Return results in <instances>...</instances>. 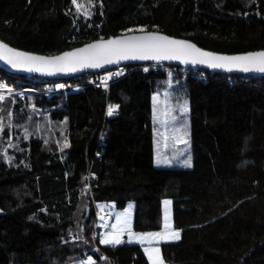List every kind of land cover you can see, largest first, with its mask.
<instances>
[{"label": "trees", "instance_id": "16d2710c", "mask_svg": "<svg viewBox=\"0 0 264 264\" xmlns=\"http://www.w3.org/2000/svg\"><path fill=\"white\" fill-rule=\"evenodd\" d=\"M78 1L89 14L73 0H0V40L50 55L159 31L219 53L264 50V0ZM200 70L211 77H172L190 104L188 169L155 164L153 96L169 86L166 71L138 68L108 90L0 100V264L90 255L96 264H150L100 215L102 202L135 203L134 229L160 234L167 264H264V78ZM27 80L0 68V85ZM165 199L182 234L175 243L161 237Z\"/></svg>", "mask_w": 264, "mask_h": 264}, {"label": "rangeland", "instance_id": "374dc122", "mask_svg": "<svg viewBox=\"0 0 264 264\" xmlns=\"http://www.w3.org/2000/svg\"><path fill=\"white\" fill-rule=\"evenodd\" d=\"M78 11L89 14L90 5L75 2ZM177 83L171 77L169 86L161 88L153 96V119H154V146L155 164L159 168H192L193 159L190 140V104L189 100L178 93ZM186 109V110H185ZM190 158L191 166L185 161ZM168 202V203H165ZM164 222L161 231L164 243H175L181 240V231L176 229L173 219V200L165 199L161 202ZM98 212L102 217L110 214L111 220L108 225L115 231L128 232L129 243L140 245L150 264H167L162 256L161 248L155 245V237L152 231L139 232L135 226V203H129L121 209L114 202H102L97 205ZM179 237H176V233ZM73 264H96L92 255Z\"/></svg>", "mask_w": 264, "mask_h": 264}, {"label": "snow or ice", "instance_id": "6c2138e0", "mask_svg": "<svg viewBox=\"0 0 264 264\" xmlns=\"http://www.w3.org/2000/svg\"><path fill=\"white\" fill-rule=\"evenodd\" d=\"M75 2L76 0H73V3ZM0 49L3 50L0 51V58L6 59L13 67L26 68L28 71H48L49 74H51L53 69L76 71L81 66L99 67L102 63L110 64L121 59H178L187 61L191 58L193 62H205L203 59L198 60V57H206L209 66L214 68L226 66L220 62H240L238 66L243 71L253 70L254 67V70L264 72V52L236 57L215 56L211 53L202 52L190 43L155 34L114 39L106 43H94L75 52L65 53L54 58L28 55L14 50L2 42H0ZM257 58H259L258 63L250 66V63L256 61ZM3 87L5 86L0 85V88ZM9 91L11 90L9 89ZM2 99L3 96H0V100ZM185 164L191 166L190 158L185 161ZM149 235L158 236L160 234L154 233ZM176 237H179L178 232L176 233ZM114 239L116 243L120 242L118 237Z\"/></svg>", "mask_w": 264, "mask_h": 264}, {"label": "water", "instance_id": "95a60500", "mask_svg": "<svg viewBox=\"0 0 264 264\" xmlns=\"http://www.w3.org/2000/svg\"><path fill=\"white\" fill-rule=\"evenodd\" d=\"M149 34H155V35H163L167 36L170 39L178 40V41H183L190 43L194 45L196 48L200 49L202 52H207L211 53L212 55L215 56H224V57H236V56H247L250 54H256V53H261L264 52V50H258V51H249L245 53H238V54H227V53H219L215 51H210L207 49H204L200 46H198L195 42L189 40V39H184V38H178L174 36H170L168 34L159 32V31H140V32H130L118 36H111L110 38L107 39H99L95 40L89 43H86L82 46L75 47L70 50H66L57 54H41V53H36V52H31V51H26L22 50L16 47H13L6 42L0 40L3 44L7 45L8 47L23 52L28 55H34L38 57H44V58H54L61 56L65 53H70V52H75L81 48H85L88 45L94 44V43H106L109 40H114V39H126L128 37H133V36H146ZM0 51H3L0 49ZM199 59L205 60L204 63L200 62H193L191 58H189L187 61L184 60H178V59H161V60H153V59H121L113 63H102L101 66L99 67H78L76 71H68V70H55L53 69L51 71V74L48 73V71H28L26 68L22 67H13L12 64H10L6 59L0 58V68L7 73L11 75H17V76H22V77H27V76H33L45 80H50V81H61V80H71L76 77H81L84 75H96L99 76L101 74H105L107 72H110L114 69L121 68V67H127V66H143V65H155V64H165L169 66H174V67H190V68H198V69H203L207 70L209 72L215 73V74H220V75H226V76H245V77H250V78H264V72L254 70L250 71H243L241 67L238 66L240 62H220L224 63L226 66L225 67H211L209 66V63L207 62L206 57H198ZM259 58H257L256 61L251 62L250 66H253L254 64L258 63ZM231 69V70H229Z\"/></svg>", "mask_w": 264, "mask_h": 264}, {"label": "built area", "instance_id": "2783aa9c", "mask_svg": "<svg viewBox=\"0 0 264 264\" xmlns=\"http://www.w3.org/2000/svg\"><path fill=\"white\" fill-rule=\"evenodd\" d=\"M143 68L146 71L153 69L155 73H159L160 71H166L170 77H193L200 80H207L211 77L210 74H207L204 71H201L198 68H190V67H174L165 64H155V65H143V66H135L134 69H129L128 67H121L114 69L108 73L97 76L96 79H89L87 81L83 80L82 77H76L71 80H61V81H50L45 80L33 76H27V83H30V86L24 88L11 87L7 84H3L5 87L0 88V96H3V99L8 97H15L21 100L26 99L29 95H40L45 96L48 99H52L53 97L68 93L73 90H78L83 88L84 86H96L102 87L104 89H109L110 85L128 75L132 70ZM212 75L214 73L210 72ZM89 76V75H87ZM230 80L232 77H229ZM9 89L11 91H9ZM111 109V114H110ZM110 117H113L117 111L115 106L108 107ZM106 221H110L112 218L110 214H106L104 216ZM88 254V253H87Z\"/></svg>", "mask_w": 264, "mask_h": 264}]
</instances>
